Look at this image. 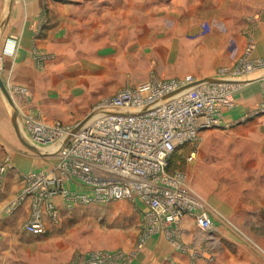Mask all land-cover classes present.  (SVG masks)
<instances>
[{
	"label": "crops",
	"instance_id": "1",
	"mask_svg": "<svg viewBox=\"0 0 264 264\" xmlns=\"http://www.w3.org/2000/svg\"><path fill=\"white\" fill-rule=\"evenodd\" d=\"M204 4L220 8V0ZM139 9L135 3L125 8L124 0H0V76L30 114L67 125H76L119 90L150 79L217 76V70L211 71L227 53L223 45L228 37L222 30L188 37L198 31L199 22L193 20L195 11L189 14L186 8L177 17L164 13L158 19L152 13L148 31H142ZM163 21L167 34H160L163 29L157 26ZM14 34L17 40L11 38ZM252 39L254 57H264V12ZM255 72L235 89L221 125L203 130L196 143L195 174L188 180L213 208L214 234L184 215L167 231L145 236L141 246L139 228L129 233L115 228L111 233L120 238L116 247H92L73 231L81 207H68L60 194L52 197L59 220L53 222L44 213L46 232L29 233L24 224L31 215V197L16 209L14 197L26 184V174L49 171L50 166L45 164L48 157L13 151L10 138L0 141L17 171L0 187V264H79L93 250H121L127 256L124 264H264V69ZM5 98L0 88V132L12 130ZM66 185L89 191L80 183ZM127 201L131 204L124 207L129 208L111 211L112 218L118 221L131 213L134 221L139 217L134 207L146 210L141 201ZM6 204L10 207L5 211Z\"/></svg>",
	"mask_w": 264,
	"mask_h": 264
},
{
	"label": "built area",
	"instance_id": "2",
	"mask_svg": "<svg viewBox=\"0 0 264 264\" xmlns=\"http://www.w3.org/2000/svg\"><path fill=\"white\" fill-rule=\"evenodd\" d=\"M11 38L17 40L18 36ZM254 49L255 42L250 39L233 70L222 68L215 78L231 79V73L234 76L264 68V57L254 58ZM205 78L150 79L121 89L102 100L68 140L75 125L27 118L25 129L31 141L41 146L58 143L59 148L52 170L24 176L26 184L18 201L13 202L32 197L31 215L24 229L44 234V213L57 222L60 213L52 197L60 194L68 207L124 199L141 201L146 210L139 246L145 236L167 231L184 215L192 216L202 231L214 234L217 227L212 206L184 172L169 170L172 155L197 143L203 130L220 126L223 110L234 103V91L240 84ZM190 83L194 84L179 90ZM195 155L193 149L188 159ZM67 182L83 184L89 191L70 190ZM126 257L121 250H93L79 264H124Z\"/></svg>",
	"mask_w": 264,
	"mask_h": 264
},
{
	"label": "rangeland",
	"instance_id": "3",
	"mask_svg": "<svg viewBox=\"0 0 264 264\" xmlns=\"http://www.w3.org/2000/svg\"><path fill=\"white\" fill-rule=\"evenodd\" d=\"M207 1L208 0H124V3H125V8L132 6V3H135L137 7H140L138 14V17L140 18L139 23L142 27V31H144L143 30L144 28L146 32L148 31V27H147L148 21H150L149 15H151L152 17V13L154 12H156L157 17H160L158 19H163L164 13L167 15H173L177 17V15L180 14L181 11L186 10V8L188 9L189 14L195 11V15H192V17L194 18L193 19L194 21L198 19L199 29L197 32L189 33L188 37L192 39L201 38L202 36L208 35L213 30L215 31L222 30V32H224L227 35L226 37H228L227 42L224 43L223 45L227 50L226 58L222 59V62L220 60V63L216 65L215 70L214 71L212 70L211 73L215 72L216 70L218 73V71L221 70L222 68L233 70L234 66L236 65L237 61L241 58L242 54L236 60L235 64H233L234 60L236 59L237 55L241 52L242 48L244 49V45H246L249 42V40L252 39L253 33L255 32V28L262 17V14L264 12V4H263L264 0H252L253 4L249 3V0H237V1L220 0V8L218 10H212L211 5L210 6L205 5L204 2L206 3ZM228 16L231 18H229ZM153 18L154 17H152V19ZM164 24L165 22L163 21L157 25L158 29H163L160 34L168 33L165 30ZM238 35L242 36L244 40L239 41ZM223 46L221 47L223 48ZM225 59H227L228 61H223ZM157 64H160V62H157ZM260 69H264V68H256L251 71L243 72L240 75L234 74V76L231 73L232 76L229 75L231 76L230 80H237L239 81L237 82V84H241L243 81L246 82V80L252 78L253 75L256 73L255 70H260ZM10 92L15 107H12L9 101L6 98L5 99L9 105L10 110H12L13 117L14 116L17 117V123L22 136L32 145L37 146L40 149V151L30 148L26 144H24L21 141V139L18 137L15 127L13 123L11 124V122L10 125H12L11 126L12 130L10 132L8 131L0 132V141L4 143L5 142L4 140L11 138L15 141L14 144L16 145L15 147H13L12 149L13 151H18L24 154L27 153L28 155L32 153L35 159H37L38 156L48 157L46 158L47 162H45V164L47 165V167L50 166L49 171L52 170L58 158L57 149L59 148V144L56 143L54 145L41 146L40 144L37 145L36 143L31 141L29 134L24 128L26 119L40 118V117L30 114L32 113L31 110L28 112L27 109L20 104L21 100L23 99L19 94L14 93V91L13 92L10 91ZM17 106L20 108L22 112L19 110V108H17ZM196 146H197L196 143L189 144L186 145L185 147H182L180 150L176 151L172 155L169 170L171 172L182 171L187 175V178L189 180L190 178L192 179L193 178L192 167L196 163L195 161L197 159V154H196V158H194L193 160H189L188 155L193 149H196ZM0 149H1L0 150L1 152L0 153V187H4L5 183L7 182V178L12 174L13 175L16 174L17 171L12 161L10 160L8 154H5L4 152L5 149L2 148ZM21 191L22 189L17 194V197L21 193ZM17 197H14L15 200H17ZM127 200L128 199H124L121 201L120 200L114 201L113 203L112 202L110 203L92 202L88 204L76 203V205H78L79 208L81 207L80 208L81 212L78 213L75 219L73 220L76 221L77 223V227L73 231L75 233H78L82 237V239H85V241L88 242L89 246L101 247V245L102 246L107 245L106 246L107 248L116 247L117 245H115L114 243L118 239H120L118 237V234L111 233L116 231L115 228H118L117 230L118 232H121L122 228H124L125 229L124 231L128 233L131 232L128 229L139 228V230H137L138 232L137 234L143 235L144 229H141L142 219L140 218L144 213V211H142L143 209H138V207H134V209L136 208L135 211L138 212L139 214V217L135 218L134 221L132 219L131 213L123 214L124 217H122L121 219L122 221L121 220L117 221V217L112 218L110 215L113 213L111 211L114 210H127L129 207H124L125 204L130 203ZM19 203L21 202H16L13 204L16 205L14 209L18 207ZM9 204L8 205L6 204L4 206L5 211L7 208L10 207ZM131 207H133V205H131ZM30 209L32 210V202ZM106 232H108L107 239H106L107 236ZM106 240L108 241L107 244H105ZM99 243L101 244L100 246Z\"/></svg>",
	"mask_w": 264,
	"mask_h": 264
},
{
	"label": "water",
	"instance_id": "4",
	"mask_svg": "<svg viewBox=\"0 0 264 264\" xmlns=\"http://www.w3.org/2000/svg\"><path fill=\"white\" fill-rule=\"evenodd\" d=\"M205 80L208 81H218V82H239L237 80H230V79H220V78H215V77H206ZM194 83H190L187 84L183 87H181L179 90H182L184 88H187L191 85H193ZM0 88L2 90V92L4 93V95L6 96V98L8 99L9 103L14 107V101L12 99V95L7 87V85L5 84V82L3 81L2 77L0 76ZM177 90V91H179ZM175 91V92H177ZM92 116V113L88 114L84 119H82L81 121H79L72 129V132L69 134V136L67 137V140L70 139V137L72 136V134L76 133L81 127L82 125ZM13 125L15 127L16 133L18 135V137L21 139V141L26 144L28 147L33 148L37 151H40V149L37 146L32 145L31 143H29L21 134L18 123H17V117L14 116L13 117Z\"/></svg>",
	"mask_w": 264,
	"mask_h": 264
}]
</instances>
